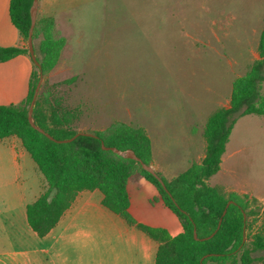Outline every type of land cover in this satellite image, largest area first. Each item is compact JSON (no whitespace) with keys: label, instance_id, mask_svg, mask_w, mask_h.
<instances>
[{"label":"rangeland","instance_id":"1","mask_svg":"<svg viewBox=\"0 0 264 264\" xmlns=\"http://www.w3.org/2000/svg\"><path fill=\"white\" fill-rule=\"evenodd\" d=\"M52 10L65 42L42 82L77 114L76 130L141 127L156 157L163 147L184 168L183 128L228 99L258 59L264 22V0H53ZM226 149V167L264 194V115L238 118ZM248 197L257 213L247 237L264 229V202Z\"/></svg>","mask_w":264,"mask_h":264},{"label":"trees","instance_id":"2","mask_svg":"<svg viewBox=\"0 0 264 264\" xmlns=\"http://www.w3.org/2000/svg\"><path fill=\"white\" fill-rule=\"evenodd\" d=\"M31 1L9 0L8 7L12 24L26 41ZM64 42L52 16H37L32 43L40 67L33 64L27 93L20 103L0 105V139L17 137L46 182L45 190L26 205L29 227L43 237L80 191L98 189L106 208L158 242L154 264H264V254H256L264 252V229L258 227L249 237L246 234L254 221L248 218L257 213L252 206L253 199L247 194L225 193L219 186L207 183L219 170L221 156L237 119L247 114L264 115V22L257 45L258 59L232 81L229 106L216 108L205 121L203 159L191 162L169 180L156 171L165 189L138 162L101 148V142L121 150L131 148L144 163L150 164L151 143L141 127L114 122L104 130L87 132L92 135L82 134L69 142L58 143L30 126L27 109L39 72L45 75L55 65ZM21 53L29 56L24 46L0 47V61ZM50 97L52 94L44 80L32 108L34 123L55 139L73 136L78 132L73 126L77 114L63 109L57 99ZM135 172L156 187L163 203L180 220L182 232L170 236L165 229L138 223L132 217L128 211L126 182ZM228 200L232 203L222 215ZM220 218V225L210 238L194 239V228L198 238L206 237L216 229ZM243 237L247 238L244 242Z\"/></svg>","mask_w":264,"mask_h":264},{"label":"crops","instance_id":"3","mask_svg":"<svg viewBox=\"0 0 264 264\" xmlns=\"http://www.w3.org/2000/svg\"><path fill=\"white\" fill-rule=\"evenodd\" d=\"M52 5L53 0H38L36 17L55 18ZM8 7L9 0H0V47H23ZM30 72L31 60L25 53L0 61V105L18 104L25 98ZM229 97L230 92L228 99L219 101L218 107H228ZM214 110L203 115L198 124L191 119L183 128L181 144L185 155H189L184 157L185 168L180 158L164 160L163 147L162 158L156 157L150 140V165L154 170L169 180L191 162H200L206 148L204 124ZM225 151L219 170L207 183L219 186L225 193L248 194L264 202L262 191L241 181L226 167L224 163L230 153L227 155ZM32 162L17 137L0 139V264H154L158 242L106 208L98 189L80 191L56 225L39 237L27 223L26 205L45 190L46 182ZM126 190L128 211L136 222L163 228L170 236L182 232L178 217L163 203L156 187L140 173L128 177Z\"/></svg>","mask_w":264,"mask_h":264},{"label":"water","instance_id":"4","mask_svg":"<svg viewBox=\"0 0 264 264\" xmlns=\"http://www.w3.org/2000/svg\"><path fill=\"white\" fill-rule=\"evenodd\" d=\"M37 3H38V0H32L31 1V5L29 7L30 24H29L28 34H27V49H28V53H29V56H30L31 61L33 62L34 65H36L39 68L40 66H39V63H38V61L36 59V56H35V53H34V49H33V43H32V31H33V27L35 25V20H36ZM41 82H42V74L39 72L38 81H37V83L35 85L34 92H33V96H32V99H31V101H30V103L28 105V109H27V120H28L30 126L32 128H34L35 130H37L38 132L44 134L50 140H53V141L58 142V143L69 142V141L73 140L76 136L82 135V134L92 135L91 133L78 131L73 136H71L69 138H66V139H55L48 132H46L44 129H42L41 127H39L38 125H36L34 123L33 118H32V108H33V104H34L35 98L37 96L38 90L40 88ZM101 148L104 149V150H111L112 152L116 153L119 156H122L124 158H129V159H132V160L138 162L140 164L141 168L143 170L149 172L150 174H152L158 180V182L162 185V187L165 189L164 182L161 179V177L157 174L156 170H154V168L150 164L144 163L135 154V152L131 148H127V149L121 150V149H118V148H116L114 146H105L102 142H101ZM230 203H232V201L231 200H228L227 203H226V205H225V208H224V210L222 212V215L225 213L226 207ZM220 222H221V218L218 221V224H217L216 229L212 233H210L208 236L203 237V238H198L197 233H196V230L194 228L193 229V237H194V239L204 240V239L210 238L215 233V231L217 230V228L219 227ZM242 241L243 242L245 241V237H243ZM205 256H203L201 258V261H202V259ZM200 264H202V263L200 262Z\"/></svg>","mask_w":264,"mask_h":264}]
</instances>
